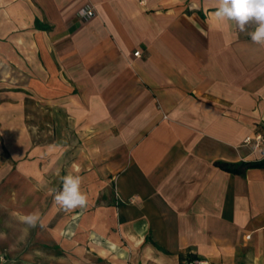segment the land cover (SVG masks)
Segmentation results:
<instances>
[{
  "label": "crops",
  "instance_id": "obj_1",
  "mask_svg": "<svg viewBox=\"0 0 264 264\" xmlns=\"http://www.w3.org/2000/svg\"><path fill=\"white\" fill-rule=\"evenodd\" d=\"M215 10V0H0V90L23 93L22 108L32 94L53 108L39 122L68 125L88 198L66 230L67 213L39 211L37 232L21 230L13 251V220L27 214L1 198L12 228L0 231V264H182L189 254L264 264V168L216 165L264 159V46ZM21 173L25 201L35 186Z\"/></svg>",
  "mask_w": 264,
  "mask_h": 264
},
{
  "label": "rangeland",
  "instance_id": "obj_2",
  "mask_svg": "<svg viewBox=\"0 0 264 264\" xmlns=\"http://www.w3.org/2000/svg\"><path fill=\"white\" fill-rule=\"evenodd\" d=\"M22 94L20 91H15L11 96L0 90V199L13 195L15 213L29 214L44 210V213L48 215V212L53 210L65 212L68 218L61 221L60 228L66 230L69 222H73V210L62 209L54 202V194L49 195L48 190L49 188L57 190L62 188L61 177L71 171L73 134L69 133L71 130L68 125L39 122V119L47 120L50 118L48 115H53V108L45 107L37 97L34 96L33 98L32 94L29 97V103L26 102L27 107L22 108V98L24 97ZM25 96L27 97V94ZM24 116L26 118L23 121L22 117ZM23 169L31 172L30 182L35 186L34 188L30 187V196H28L29 194L23 195L26 202L23 200L22 194H25L27 189L20 187L22 181L28 182V178L22 177L21 170ZM37 170L41 172H39L40 178H38L40 174ZM32 171L34 172L32 173ZM43 179H45V185L40 184ZM8 180L14 181L12 187L6 186ZM38 195H43V199H45L44 204L38 205L40 209H37V204L31 203L37 199ZM9 211L10 209L7 210L4 203H0L1 232H5L6 228L8 231L12 228L10 219H5V213ZM46 223L51 228L53 220L46 219ZM13 225L15 241L9 245V248L12 251L21 250L22 243L19 241L22 238L21 230H25L27 225L22 224L16 218L13 220ZM37 229L38 226L28 230L32 235V233L37 232ZM35 245L37 242L32 240L25 247L27 246V249L30 250ZM48 246L53 247L52 245ZM16 254L22 253L16 252ZM53 254L57 253L53 251V248H49L47 256ZM62 259L70 263L68 260L73 261V252L63 253Z\"/></svg>",
  "mask_w": 264,
  "mask_h": 264
},
{
  "label": "clouds",
  "instance_id": "obj_3",
  "mask_svg": "<svg viewBox=\"0 0 264 264\" xmlns=\"http://www.w3.org/2000/svg\"><path fill=\"white\" fill-rule=\"evenodd\" d=\"M216 10L214 17L220 21L234 22L240 32H247L251 41L264 46V0H215ZM249 26L253 27L248 31ZM72 170L61 177L62 188L59 190L49 188L48 194H54V202L66 211L87 206V195L81 190L82 179L78 174L80 167L72 164ZM22 223L27 225L25 232L30 228L37 227L40 221V213L34 211L21 217ZM71 233V229H69Z\"/></svg>",
  "mask_w": 264,
  "mask_h": 264
},
{
  "label": "trees",
  "instance_id": "obj_4",
  "mask_svg": "<svg viewBox=\"0 0 264 264\" xmlns=\"http://www.w3.org/2000/svg\"><path fill=\"white\" fill-rule=\"evenodd\" d=\"M221 169L233 174L245 175L246 171L253 168H264V159L255 162H243L239 164H231L225 162H219L216 164ZM197 259L194 255L189 254L182 258V264H188L189 261Z\"/></svg>",
  "mask_w": 264,
  "mask_h": 264
},
{
  "label": "built area",
  "instance_id": "obj_5",
  "mask_svg": "<svg viewBox=\"0 0 264 264\" xmlns=\"http://www.w3.org/2000/svg\"><path fill=\"white\" fill-rule=\"evenodd\" d=\"M82 15L84 17L89 18V17H92L94 15V11L91 9H85L84 11H82ZM139 55H140V52L135 53V56H139ZM188 264H207V263L200 260V259H193V260L189 261Z\"/></svg>",
  "mask_w": 264,
  "mask_h": 264
}]
</instances>
